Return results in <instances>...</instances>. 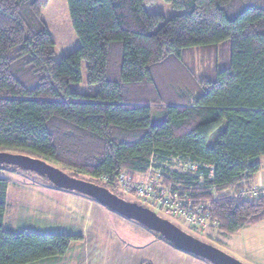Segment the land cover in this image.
<instances>
[{
  "label": "trees",
  "instance_id": "16d2710c",
  "mask_svg": "<svg viewBox=\"0 0 264 264\" xmlns=\"http://www.w3.org/2000/svg\"><path fill=\"white\" fill-rule=\"evenodd\" d=\"M66 1L80 45L56 62L49 0H0V153L133 203L124 194L152 182L206 215L217 243L263 221L264 198L239 193L264 157V0H162L184 11L167 20L145 12L155 0ZM7 190L0 178V264L61 258L82 239L4 229Z\"/></svg>",
  "mask_w": 264,
  "mask_h": 264
},
{
  "label": "rangeland",
  "instance_id": "374dc122",
  "mask_svg": "<svg viewBox=\"0 0 264 264\" xmlns=\"http://www.w3.org/2000/svg\"><path fill=\"white\" fill-rule=\"evenodd\" d=\"M144 9L148 15L159 14L165 20L184 13L162 0L145 5ZM41 19L54 44V61H60L79 47L66 0H49L41 11ZM85 66L86 63L81 62L78 90L90 96L95 94L97 86L87 84ZM171 167L179 168L174 164ZM0 178L8 180L4 229L14 233L27 230L39 234L82 236L80 241L71 243L64 257L48 259L40 264H210L172 249L156 233L115 214L86 196L54 188L34 173L0 165ZM124 195L144 205L143 198L136 193ZM151 210L187 234L212 244L242 264H249L240 257L236 237L230 236L222 243H217L208 237L210 231H206V228L196 229L175 214L171 216L170 212L154 210V207Z\"/></svg>",
  "mask_w": 264,
  "mask_h": 264
},
{
  "label": "water",
  "instance_id": "95a60500",
  "mask_svg": "<svg viewBox=\"0 0 264 264\" xmlns=\"http://www.w3.org/2000/svg\"><path fill=\"white\" fill-rule=\"evenodd\" d=\"M0 165H9L35 173L44 177L57 189L73 191L93 199L115 214L159 234L176 249L210 264H242L218 248L187 234L168 220L159 217L152 210L125 201L101 186L71 177L40 159L26 155L0 153Z\"/></svg>",
  "mask_w": 264,
  "mask_h": 264
},
{
  "label": "built area",
  "instance_id": "2783aa9c",
  "mask_svg": "<svg viewBox=\"0 0 264 264\" xmlns=\"http://www.w3.org/2000/svg\"><path fill=\"white\" fill-rule=\"evenodd\" d=\"M119 182L126 192L132 191V187L125 184L126 180L123 177L119 178ZM152 183V182H150ZM150 183H144L142 186L135 189L137 196L143 198L144 204L148 207L162 210L165 213L177 215L183 219L188 225L198 229L207 227V217L198 216L193 213V208L190 206L186 210L181 208L177 195H170V192L162 189L159 185L152 187ZM241 198L258 199L264 198V186H255L253 188L241 191L239 193Z\"/></svg>",
  "mask_w": 264,
  "mask_h": 264
},
{
  "label": "crops",
  "instance_id": "0c3cea01",
  "mask_svg": "<svg viewBox=\"0 0 264 264\" xmlns=\"http://www.w3.org/2000/svg\"><path fill=\"white\" fill-rule=\"evenodd\" d=\"M261 170L251 181V185L264 186V157L261 158ZM236 241L240 257L249 264H264V220L239 231Z\"/></svg>",
  "mask_w": 264,
  "mask_h": 264
}]
</instances>
